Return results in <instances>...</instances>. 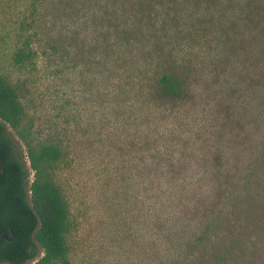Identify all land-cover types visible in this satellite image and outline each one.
I'll list each match as a JSON object with an SVG mask.
<instances>
[{
    "label": "trees",
    "instance_id": "trees-1",
    "mask_svg": "<svg viewBox=\"0 0 264 264\" xmlns=\"http://www.w3.org/2000/svg\"><path fill=\"white\" fill-rule=\"evenodd\" d=\"M46 5L45 38L26 35L11 59L52 80L41 90L0 71V263L74 264L82 152L102 162L100 187L123 193L111 200L131 199V264H264V0H30L31 12ZM134 80L161 107L199 86L198 120L173 138L179 166L128 135ZM192 162L215 168L214 197L168 228L165 201L188 198Z\"/></svg>",
    "mask_w": 264,
    "mask_h": 264
},
{
    "label": "rangeland",
    "instance_id": "rangeland-1",
    "mask_svg": "<svg viewBox=\"0 0 264 264\" xmlns=\"http://www.w3.org/2000/svg\"><path fill=\"white\" fill-rule=\"evenodd\" d=\"M53 18L54 14L47 5L37 7L36 12H31L30 0H0V71L10 73L13 78H32L40 89L44 90L45 83L52 79L39 82V71L34 78L28 67L17 68L12 64L11 58L13 52L24 45L26 35H32L37 31L40 36L42 31L45 38L46 29ZM28 41L30 46L37 47L31 36ZM39 61L43 59H38V65ZM94 104L98 107L96 101ZM111 126L112 124H107L104 127ZM7 135L17 155L25 161L29 182L32 171L26 161L24 146L9 128ZM81 156L82 164L78 167L75 177L80 179L81 197L86 207L83 208L80 226L73 236V262L74 264H131V199L127 195H119L118 201L111 200L114 195L123 193L119 191L115 193L113 191L115 184L111 181L107 186L100 187L102 177L107 175L100 170L102 162L96 160L93 163L84 159L82 152ZM98 158L101 159L99 156ZM126 199L127 204L122 205ZM40 254L41 250L38 248L36 257ZM33 260L29 259L24 264H31Z\"/></svg>",
    "mask_w": 264,
    "mask_h": 264
},
{
    "label": "clouds",
    "instance_id": "clouds-1",
    "mask_svg": "<svg viewBox=\"0 0 264 264\" xmlns=\"http://www.w3.org/2000/svg\"><path fill=\"white\" fill-rule=\"evenodd\" d=\"M135 87L129 91V99L125 105V119L127 133L130 137H141V142L156 141L150 149L153 156L170 159L173 165L179 166L181 161L182 145L173 142V138L180 129L194 128L198 120V92L199 86L190 85L191 99L175 107H161L149 97L148 89H140L134 80ZM155 130V131H153ZM151 132V134H150ZM157 136L159 139L157 140ZM191 133L185 131L180 140H188ZM200 154H197V160ZM166 167V166H165ZM215 168L210 165L189 163L188 175L180 181L186 184L189 196L182 204L176 203V196L165 201L167 205L164 221L168 228L181 227L185 223V210H191L197 201H210L215 194L216 184L213 179ZM164 187H167L164 185ZM151 212V210H149Z\"/></svg>",
    "mask_w": 264,
    "mask_h": 264
},
{
    "label": "water",
    "instance_id": "water-1",
    "mask_svg": "<svg viewBox=\"0 0 264 264\" xmlns=\"http://www.w3.org/2000/svg\"><path fill=\"white\" fill-rule=\"evenodd\" d=\"M0 166H1V159H0ZM10 237H12V234H10Z\"/></svg>",
    "mask_w": 264,
    "mask_h": 264
}]
</instances>
